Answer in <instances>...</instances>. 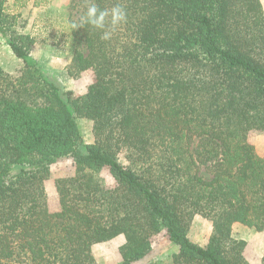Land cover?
I'll return each mask as SVG.
<instances>
[{
    "label": "trees",
    "instance_id": "trees-1",
    "mask_svg": "<svg viewBox=\"0 0 264 264\" xmlns=\"http://www.w3.org/2000/svg\"><path fill=\"white\" fill-rule=\"evenodd\" d=\"M8 1L0 33L24 66L0 67V264H97L93 246L121 235L119 264H135L160 234L179 247L173 264H250L232 231H264V157L249 140L264 132L261 0H96L127 11L107 41L72 27L88 6L72 0L66 72L92 78L80 96L29 61L38 39ZM30 1L49 3L15 7ZM61 159L76 171L56 180L52 210L45 182ZM197 216L213 225L206 247L189 238Z\"/></svg>",
    "mask_w": 264,
    "mask_h": 264
},
{
    "label": "rangeland",
    "instance_id": "rangeland-1",
    "mask_svg": "<svg viewBox=\"0 0 264 264\" xmlns=\"http://www.w3.org/2000/svg\"><path fill=\"white\" fill-rule=\"evenodd\" d=\"M16 0L8 1L10 12L20 14L17 29L24 33H33L37 42L31 47L29 61L37 64L44 71L57 77L65 90L72 91L75 96L87 92L92 82L91 75L74 79L69 77L66 69L72 60V49L66 42L65 26L72 0H49V3L35 6L33 1L25 7H15ZM264 8V0H261ZM81 16V14H79ZM24 66L23 60L17 58L8 44V37L0 33V67L10 74H16ZM80 129L86 144L94 142L93 121L79 120ZM250 142L256 152L264 157V132L253 131L249 135ZM123 162V159H120ZM76 167L72 159H61L50 168V177L45 182L48 202L52 210L58 207L56 180L71 177ZM101 176L108 186L114 185V178L108 169H103ZM213 233L212 223L201 216L195 217L189 238L196 244L206 247ZM233 237L244 240L247 246L244 257L250 264H262L264 256V231L258 232L241 224H234ZM126 244L125 236L99 243L93 246V255L97 264H119L124 260L123 247ZM179 252L178 245L169 241L165 234L153 238V250L144 259L135 264H173V255Z\"/></svg>",
    "mask_w": 264,
    "mask_h": 264
},
{
    "label": "clouds",
    "instance_id": "clouds-1",
    "mask_svg": "<svg viewBox=\"0 0 264 264\" xmlns=\"http://www.w3.org/2000/svg\"><path fill=\"white\" fill-rule=\"evenodd\" d=\"M87 7L80 16L79 22H73L74 29L85 26L99 30L102 40H110L115 30L127 21V11L119 4L111 8H102L96 0H87Z\"/></svg>",
    "mask_w": 264,
    "mask_h": 264
}]
</instances>
